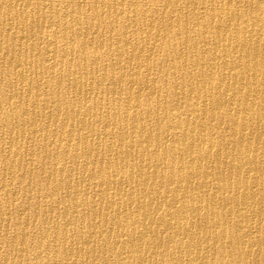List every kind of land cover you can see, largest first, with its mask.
<instances>
[{"label":"bare ground","instance_id":"obj_1","mask_svg":"<svg viewBox=\"0 0 264 264\" xmlns=\"http://www.w3.org/2000/svg\"><path fill=\"white\" fill-rule=\"evenodd\" d=\"M0 264H264V0H0Z\"/></svg>","mask_w":264,"mask_h":264}]
</instances>
